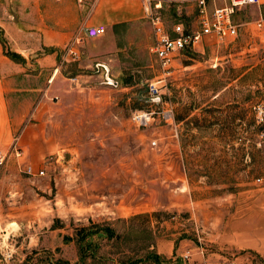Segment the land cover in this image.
I'll return each mask as SVG.
<instances>
[{"label": "rangeland", "instance_id": "obj_1", "mask_svg": "<svg viewBox=\"0 0 264 264\" xmlns=\"http://www.w3.org/2000/svg\"><path fill=\"white\" fill-rule=\"evenodd\" d=\"M43 1L0 0L3 46L44 42L40 25L58 8ZM190 9L166 5L163 16L168 26L183 21L193 28L197 13ZM261 17L264 3L243 7L234 15L236 41L179 53L159 102L147 92L160 68L150 51L153 29L146 15L108 26L95 39L84 35L85 26L73 30L77 54L69 55L80 58L83 76L40 97L45 136L39 153L21 161L12 155L0 167V264H53L60 258L74 264L78 248L65 236L92 223L111 225L120 236L94 237L98 255L106 258H88L86 264L144 256L147 245L177 230L176 222L188 230L184 236L197 238L192 216L199 198H247L246 214L258 222L264 188L255 178L264 175V142L258 144L249 104L264 98V42L251 40L250 32L261 33L255 28ZM11 28L28 38L10 37ZM108 41L116 43L114 51ZM63 54L68 57V46ZM104 66L118 85L108 82ZM167 101L175 106L177 127L161 116ZM137 110L154 112L146 127L133 121ZM31 114L28 123L35 121ZM26 165L45 174L31 176ZM233 252L227 251L229 259ZM246 264L264 259L250 251Z\"/></svg>", "mask_w": 264, "mask_h": 264}, {"label": "crops", "instance_id": "obj_2", "mask_svg": "<svg viewBox=\"0 0 264 264\" xmlns=\"http://www.w3.org/2000/svg\"><path fill=\"white\" fill-rule=\"evenodd\" d=\"M43 2L58 8L52 14H47L40 25V30L45 34L44 42L24 45L10 42V48L7 43L5 47L0 43V144L6 147L17 142L23 149L19 161L26 159V156L34 157L41 149L45 130L39 112L44 99L40 101V97L50 90L58 92L63 83L65 88L66 83L69 87L70 81L83 76L80 58L70 57L69 52L68 57L63 54L72 43L71 32L78 27L104 24L108 28L145 18L141 0H96L87 11L85 7L90 5L91 0H85L82 4L76 0ZM190 12L193 10L190 9ZM251 32L259 35L260 42H264V32L256 34L253 28ZM9 34L10 37L25 36L21 29L14 28L10 29ZM9 34L6 36L9 37ZM107 43L108 51H114L116 43ZM197 46L205 48L215 45L208 38ZM9 51L16 52L20 58L10 57L7 54ZM67 65L68 72L64 69ZM73 65L76 70L70 71ZM169 103L167 101L166 106ZM171 104L175 110L174 104ZM30 114L35 121L28 123ZM248 203L247 198L232 199L230 196L194 200L195 211L192 217L196 223L194 235L197 238L184 236L188 230L181 231L176 222L173 226L177 230H167L163 237L157 239L154 247L158 253L180 264H225L228 261L246 264L250 251L264 259V213L260 218L256 216L258 222L255 218L251 221L246 214ZM219 207L224 209L221 211ZM230 249L234 251L231 259L226 255ZM187 254L189 258L185 257Z\"/></svg>", "mask_w": 264, "mask_h": 264}, {"label": "built area", "instance_id": "obj_3", "mask_svg": "<svg viewBox=\"0 0 264 264\" xmlns=\"http://www.w3.org/2000/svg\"><path fill=\"white\" fill-rule=\"evenodd\" d=\"M84 3L85 0H76ZM96 1V0H95ZM145 8L146 18L149 19L153 29V42L150 51L155 55L159 64L160 71L153 80L147 82V92L149 99L161 97L167 85L166 78L169 77L174 69V60L183 50L194 48L203 44L208 38L212 40V45H220L226 40L236 41L239 37V25L234 21L235 13L246 6H261L264 0H142ZM174 3L186 5L196 11L197 16L195 25L187 26L183 21H175L171 26L164 19L163 12L166 5ZM255 28L261 33L264 32V18L255 22ZM106 25L85 26L84 35L87 38L95 39L103 36L107 32ZM251 33V40H255L259 35ZM264 34V33H263ZM253 40V41H254ZM77 40L73 41L68 47L69 54L76 55L74 49ZM250 47H253L251 42ZM250 113L255 120L256 126L261 129L257 133L258 144L264 142V98L249 104ZM152 110H137L133 113V121L140 127H146L151 123ZM161 116L166 124L177 127L176 114L171 103L161 111ZM156 140L153 144H156ZM21 157L22 147L14 142L9 150L0 148V167L4 166L10 156ZM26 173L31 176H41L45 170H36L33 165H26ZM255 183L264 186V175L255 178ZM189 258L190 255H186ZM225 264H235L228 261Z\"/></svg>", "mask_w": 264, "mask_h": 264}, {"label": "trees", "instance_id": "obj_4", "mask_svg": "<svg viewBox=\"0 0 264 264\" xmlns=\"http://www.w3.org/2000/svg\"><path fill=\"white\" fill-rule=\"evenodd\" d=\"M7 54L14 58L19 59L20 55L16 52H7ZM177 120V119H176ZM255 121V120H254ZM258 127L257 133L260 131L261 127ZM120 234L116 231L115 228H113L111 225H102L98 223H92L89 227H81L77 230L75 236H65V241H74L76 242L77 248H78V255L79 259L74 264H86L87 259H104L105 256H99L97 251V248L99 247V244L94 241V237L97 240H103V239H113L118 238ZM155 246V242H151V244L147 245V250L144 256H140L137 258L134 257H127L126 260L118 261V259H113L114 262H118L119 264H142L151 262V264H180L179 261H173L172 259H168L164 255L158 253V251L153 248ZM106 258V257H105ZM53 264H73L69 260L65 259H58Z\"/></svg>", "mask_w": 264, "mask_h": 264}, {"label": "water", "instance_id": "obj_5", "mask_svg": "<svg viewBox=\"0 0 264 264\" xmlns=\"http://www.w3.org/2000/svg\"><path fill=\"white\" fill-rule=\"evenodd\" d=\"M105 67V70H106V79L108 80V82H110L111 84H114V85H118V81L112 79L110 77V69L107 67V66H104ZM153 101H161V97H157V98H154Z\"/></svg>", "mask_w": 264, "mask_h": 264}, {"label": "bare ground", "instance_id": "obj_6", "mask_svg": "<svg viewBox=\"0 0 264 264\" xmlns=\"http://www.w3.org/2000/svg\"><path fill=\"white\" fill-rule=\"evenodd\" d=\"M15 227V226H14Z\"/></svg>", "mask_w": 264, "mask_h": 264}]
</instances>
